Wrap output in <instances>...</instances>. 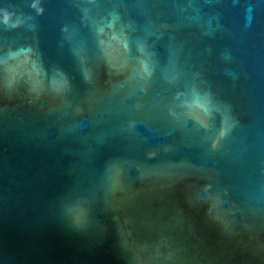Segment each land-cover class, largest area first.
Masks as SVG:
<instances>
[{
    "label": "water",
    "instance_id": "95a60500",
    "mask_svg": "<svg viewBox=\"0 0 264 264\" xmlns=\"http://www.w3.org/2000/svg\"><path fill=\"white\" fill-rule=\"evenodd\" d=\"M0 264H238L111 186L0 138Z\"/></svg>",
    "mask_w": 264,
    "mask_h": 264
}]
</instances>
